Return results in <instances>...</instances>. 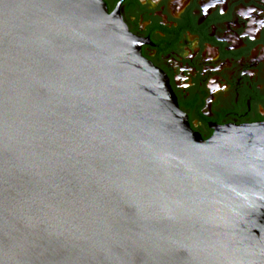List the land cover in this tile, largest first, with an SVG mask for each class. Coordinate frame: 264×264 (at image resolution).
<instances>
[{
	"label": "water",
	"instance_id": "95a60500",
	"mask_svg": "<svg viewBox=\"0 0 264 264\" xmlns=\"http://www.w3.org/2000/svg\"><path fill=\"white\" fill-rule=\"evenodd\" d=\"M0 264H264V124L202 139L103 0H0Z\"/></svg>",
	"mask_w": 264,
	"mask_h": 264
},
{
	"label": "flooded vegetation",
	"instance_id": "af4514ba",
	"mask_svg": "<svg viewBox=\"0 0 264 264\" xmlns=\"http://www.w3.org/2000/svg\"><path fill=\"white\" fill-rule=\"evenodd\" d=\"M202 139L264 124V0H103Z\"/></svg>",
	"mask_w": 264,
	"mask_h": 264
}]
</instances>
